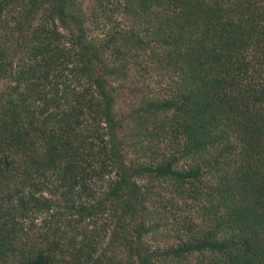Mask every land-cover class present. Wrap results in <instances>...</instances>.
Wrapping results in <instances>:
<instances>
[{
  "label": "trees",
  "instance_id": "trees-1",
  "mask_svg": "<svg viewBox=\"0 0 264 264\" xmlns=\"http://www.w3.org/2000/svg\"><path fill=\"white\" fill-rule=\"evenodd\" d=\"M0 264H264V0H0Z\"/></svg>",
  "mask_w": 264,
  "mask_h": 264
},
{
  "label": "rangeland",
  "instance_id": "rangeland-1",
  "mask_svg": "<svg viewBox=\"0 0 264 264\" xmlns=\"http://www.w3.org/2000/svg\"><path fill=\"white\" fill-rule=\"evenodd\" d=\"M122 107H123V105H122Z\"/></svg>",
  "mask_w": 264,
  "mask_h": 264
}]
</instances>
